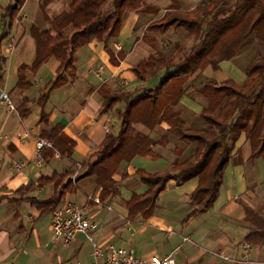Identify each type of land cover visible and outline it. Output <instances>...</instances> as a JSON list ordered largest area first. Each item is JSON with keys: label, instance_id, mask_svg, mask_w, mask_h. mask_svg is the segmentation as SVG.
<instances>
[{"label": "crops", "instance_id": "1", "mask_svg": "<svg viewBox=\"0 0 264 264\" xmlns=\"http://www.w3.org/2000/svg\"><path fill=\"white\" fill-rule=\"evenodd\" d=\"M74 0H0V92H6L15 107L22 99L31 104L28 113L7 114L0 103V264H92L96 246L103 253L109 247L132 249L136 258L172 257L175 264H263L264 242H246L253 232L264 231V160L249 163V147L242 137L236 145V163L227 166L218 197L213 207L188 218L190 197L197 179L183 184L167 183L157 199V208L148 218L130 214L125 203L147 192V187L134 177L136 171L162 173L176 159L173 140L158 144L152 152L156 157H140L133 153L114 174L120 185L116 197L96 204L101 188L95 178L82 176L78 189L64 193L60 203L70 200L82 214L98 223L90 241L78 234L70 245L52 240L51 213L30 201L44 202L54 196L53 184L43 179L70 172L76 164L83 165L96 153L107 135H117L119 123L114 110H103L106 92L134 91L138 82L133 70L155 53L145 40L147 26L160 19L170 8V0H145L142 8L127 13L118 34L105 42L92 41L75 54L76 80L52 90L43 105L38 99L54 82L59 62L50 59L35 72L29 68L36 59V42L31 29L45 31ZM183 10H191L202 0H177ZM16 7V11L9 12ZM12 16V19H11ZM149 35V34H148ZM21 66L29 86L17 89ZM208 78L218 82L234 80L242 84L244 74L230 62L220 70L207 68ZM229 76V78H227ZM124 105V104H123ZM181 118L192 129H200L201 107L189 97L180 101ZM48 125L41 124L42 116ZM60 127L64 137L73 142L67 158L50 156L40 166L32 161L35 140ZM162 124L150 131L141 124L133 125L137 134L159 140L167 131ZM161 143V141H159ZM185 146V144H184ZM186 147V146H185ZM183 148V155L189 148ZM52 153V154H51ZM182 153V152H181ZM16 165H23L21 170ZM59 203V204H60ZM184 239H187L185 241ZM254 240H259V237ZM248 245V246H247ZM211 253H221L224 261Z\"/></svg>", "mask_w": 264, "mask_h": 264}, {"label": "trees", "instance_id": "2", "mask_svg": "<svg viewBox=\"0 0 264 264\" xmlns=\"http://www.w3.org/2000/svg\"><path fill=\"white\" fill-rule=\"evenodd\" d=\"M145 0H74L59 17L51 21L45 31L31 29L36 42V59L29 68L35 72L50 59L59 62L57 76L49 88L41 94L38 103L43 105L52 90L76 80L75 54L92 41L105 42L115 37L124 16L139 11ZM169 10L158 20L150 23L145 36L152 31L161 34L169 29L185 33L187 42L173 43L169 53L155 50L147 60L134 70L138 88L134 91L116 90L103 96V110H114L117 104L124 109L117 113V135H107L92 160L81 165L83 176L95 178L101 188L100 203L116 197L119 181L114 174L119 165L133 153L140 157H156L152 152L158 144L171 140L185 144L189 152L181 157L175 147L176 159L170 169L157 174L136 171L135 178L147 187V192L126 202L130 214L151 216L157 208V199L170 181L183 184L197 179L198 185L190 197L192 205L188 218L210 210L215 203L227 166L236 163L239 149L237 142L243 137L249 147L248 162L264 160V53H257L247 64L246 79L241 85L232 80L218 82L201 76L207 68L220 70V64L230 62L244 49L256 42L264 45V0H202L195 9L184 12L177 0H170ZM16 11V7L9 12ZM12 19V16H11ZM158 25H152L155 23ZM21 66L17 74L16 88L29 86ZM1 74V73H0ZM157 77L152 88L145 85ZM189 97L201 107L200 129H192L181 118L180 101ZM30 102L22 99L16 111L20 116L28 113ZM117 111V110H116ZM115 111V113H116ZM47 117L40 122L48 125ZM141 124L151 132L162 124L167 131L159 140L137 134L133 125ZM53 149L67 158L73 142L63 136L60 127L50 134H42ZM161 141V143H159ZM52 154V153H51ZM50 156L46 152L44 159ZM74 170V169H72ZM66 172H64L65 174ZM69 175L43 179L41 183L53 184L54 196L44 202L31 204L52 212L60 203ZM64 188V189H63ZM259 237V240H254ZM246 242L259 245L264 242V231L250 234Z\"/></svg>", "mask_w": 264, "mask_h": 264}, {"label": "built area", "instance_id": "3", "mask_svg": "<svg viewBox=\"0 0 264 264\" xmlns=\"http://www.w3.org/2000/svg\"><path fill=\"white\" fill-rule=\"evenodd\" d=\"M0 103L4 106L7 113H13L15 107L6 92H0ZM51 148L47 141L37 138L33 151L32 161L40 166L43 162V153ZM58 156V155H56ZM23 165H16L17 170H21ZM80 170V165L76 164L74 170ZM96 204H99L98 198H93ZM98 223L85 217L80 209L73 202H67L57 206L51 213V238L60 242L62 245H70L78 234H82L90 241V237L98 229ZM187 241V239H184ZM227 259V258H225ZM92 264H175L172 257L136 258L132 249H122L109 247L106 253H103L98 247L92 251ZM264 264V263H263Z\"/></svg>", "mask_w": 264, "mask_h": 264}, {"label": "rangeland", "instance_id": "4", "mask_svg": "<svg viewBox=\"0 0 264 264\" xmlns=\"http://www.w3.org/2000/svg\"><path fill=\"white\" fill-rule=\"evenodd\" d=\"M195 8H193V9H191V10H183L182 8H181V10L182 11H184V12H190V11H193ZM159 23L157 22V23H155V24H152V25H158ZM145 40H146V42L148 43H150V46L151 47H153L154 48V50H164L166 53H169L170 51H171V49H172V45H173V43H175V42H178V41H185V42H187V38H186V36H185V33L184 32H182V31H174L173 29H169L166 33H164V34H161V33H159L158 31H152L151 33H149V35H146V37H145ZM264 53V45H262V44H260V43H255L251 48H248V49H244V50H242L237 56H236V58H234L232 61H230V63L235 67V68H239V70H240V72H242L243 74H244V80H243V82L245 81V79H246V76H245V72H244V70H245V68H246V66H247V64H248V62L254 57V56H256L257 55V53ZM204 78H208V71L207 72H204L203 74H202V76H201V80L202 79H204ZM227 78H229V76L227 77ZM242 79V78H241ZM240 79V80H241ZM230 80V79H229ZM234 80L235 81H233V82H235L237 85H241V84H238V82H240V80L237 78V77H235L234 78ZM157 82H158V79H157V77H155L154 79H152L150 82H148L146 85H145V88H148V89H152L156 84H157ZM11 99V98H10ZM12 103H13V101H12ZM13 105H14V103H13ZM122 107V109H118L119 111H122L123 109H124V105L122 104V103H120V104H117L115 107H114V109L115 108H117V107ZM14 107H15V105H14ZM116 111V113H115V116H117V113L119 112V111ZM17 111H16V107H15V111L13 112V113H16ZM13 113H9V114H13ZM8 114V113H7ZM38 138H41V137H38ZM37 139V138H36ZM41 139H43V138H41ZM43 140H45V139H43ZM45 141H47V140H45ZM48 142V141H47ZM35 143H36V140H35ZM48 143H50V142H48ZM51 144V143H50ZM177 144H180V143H176V145ZM185 146H184V144H181V146H180V151L181 152H183V148H184ZM48 150H51V151H53V155L55 156V155H58V157H60L61 155H60V153L59 152H57V151H55L54 149H53V146H52V144H51V148L49 149H46L45 151H44V153L46 152V151H48ZM44 153H43V155H44ZM188 154V153H187ZM186 154V155H187ZM42 155V156H43ZM33 156V155H32ZM181 157H184V155L183 154H181ZM89 160H92V157L91 158H89ZM36 165V164H35ZM79 165V164H78ZM82 165V164H81ZM81 165H80V170H77V169H75V170H72V171H70V172H68L69 173V175H67V177L65 178V180H64V183H68L67 184V186H66V188L64 189V190H62V192H63V195H64V193L65 192H67V191H69V190H74L75 188L76 189H78V186H77V183H78V181L81 179V177L83 176V170H81ZM38 166V165H37ZM67 173V172H66ZM65 173V174H66ZM64 173L62 174V175H65ZM58 177H60V176H58ZM58 177H55V178H58ZM53 178V177H52ZM51 178V179H52ZM75 189V190H76ZM93 198H97V197H90L89 198V200H91V199H93ZM99 199V198H98ZM67 202H73V203H75V205L80 209V207L76 204V201L74 202V200L73 201H70V200H67V201H64V202H62V203H60L59 205H62V204H64V203H67ZM99 204H100V200H99ZM58 205V206H59ZM80 211H81V209H80ZM248 246V245H247ZM213 256H216V257H219V258H221L222 260H224V261H230V259H229V257L228 256H224V255H222L221 253H211ZM225 258H227V259H225Z\"/></svg>", "mask_w": 264, "mask_h": 264}]
</instances>
